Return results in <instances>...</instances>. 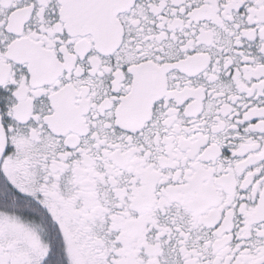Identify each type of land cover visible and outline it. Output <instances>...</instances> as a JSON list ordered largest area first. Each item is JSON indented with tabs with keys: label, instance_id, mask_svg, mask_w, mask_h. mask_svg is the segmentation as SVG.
Segmentation results:
<instances>
[{
	"label": "snow or ice",
	"instance_id": "6c2138e0",
	"mask_svg": "<svg viewBox=\"0 0 264 264\" xmlns=\"http://www.w3.org/2000/svg\"><path fill=\"white\" fill-rule=\"evenodd\" d=\"M0 264H264V0H0Z\"/></svg>",
	"mask_w": 264,
	"mask_h": 264
}]
</instances>
